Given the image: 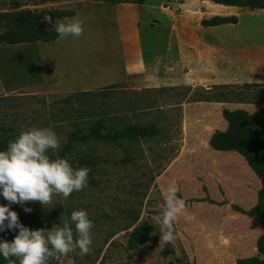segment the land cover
I'll use <instances>...</instances> for the list:
<instances>
[{
  "label": "rangeland",
  "instance_id": "obj_1",
  "mask_svg": "<svg viewBox=\"0 0 264 264\" xmlns=\"http://www.w3.org/2000/svg\"><path fill=\"white\" fill-rule=\"evenodd\" d=\"M203 2L0 0V12L68 9L73 11L70 17L83 21L79 37L0 43V142L8 143L30 127H51L60 147L49 149L48 155L62 156L73 167L87 157L95 166L87 186L66 199L56 194L46 205L39 201L9 204L30 230L66 221L74 209L87 212L93 223L90 251L80 255L76 249L59 260L49 257L48 264H238L239 259L258 253L256 240L264 225L248 211L257 203L260 180L237 151L217 152L209 145L214 130L227 126L222 110L194 114L185 105L201 99L253 113L264 108V82L185 83L136 90L130 85L143 79V73L126 72L120 82L90 90L57 84L115 80L133 58L131 53L124 54L127 49L121 43L136 16L144 58L152 54L153 33L183 31L184 39L190 41L191 32L200 29L205 18ZM118 3L158 5L166 12L154 8L135 12L115 6ZM239 13V21L218 29L240 31L252 47L264 42L263 10L240 7ZM54 21L48 23L54 25ZM162 42L157 51L164 50ZM50 63L59 70H49ZM187 65L185 73L190 72ZM247 65L249 69L257 66L251 59ZM180 72L176 64L158 62L146 74L160 83L175 80ZM127 124L145 126L149 134L118 140L91 134L97 128L118 133ZM76 129L86 138L72 139ZM168 185L177 186V196L184 200V209L173 223L171 243L159 241L157 221ZM6 203L0 197V204ZM24 207L31 211L25 212ZM135 229L143 232L141 239L132 237ZM16 231L5 228L0 236L11 241Z\"/></svg>",
  "mask_w": 264,
  "mask_h": 264
},
{
  "label": "clouds",
  "instance_id": "obj_2",
  "mask_svg": "<svg viewBox=\"0 0 264 264\" xmlns=\"http://www.w3.org/2000/svg\"><path fill=\"white\" fill-rule=\"evenodd\" d=\"M45 20L50 18L45 15ZM53 30L59 38L79 37L83 21L77 17L56 18ZM60 147L51 127H30L21 130L6 147L0 149V197L8 201L0 204V232L5 228L17 230L11 241L0 239V257L9 261L15 257L19 264H48L49 257L61 259L76 249L80 255L90 251L92 220L83 209H74L68 220L53 224L49 229H32L18 221L9 204L39 201L48 204L53 195L65 199L87 186L88 166L73 167L61 156L50 158L48 150ZM157 221L160 224L159 241L175 240L173 223L184 209V200L177 196L178 188L168 185ZM30 212L29 207H24ZM70 221V223H69ZM75 231V239L73 236Z\"/></svg>",
  "mask_w": 264,
  "mask_h": 264
},
{
  "label": "crops",
  "instance_id": "obj_3",
  "mask_svg": "<svg viewBox=\"0 0 264 264\" xmlns=\"http://www.w3.org/2000/svg\"><path fill=\"white\" fill-rule=\"evenodd\" d=\"M205 18L213 15H235L239 21V6L225 5L215 3L211 0H202ZM115 6L131 8L137 11L140 8L158 9L166 12L162 6L151 5L146 3H118ZM263 10L264 8H255ZM201 12V11H200ZM152 19V18H151ZM150 19V22H151ZM156 19V18H155ZM157 20V19H156ZM139 23L138 16L133 18L131 23V31L126 34L125 39L122 41L121 46L124 54L131 53L133 58L127 63L123 72L115 79L108 82H95L90 84H58V87L75 88L79 90H90L103 85L116 84L121 81L124 73L126 72H139L143 73V79L138 83L131 84L130 86L136 90L152 89L156 86H172L174 84L191 83L193 86H207L211 84H229L232 82L237 83H261L264 82V42L258 43L254 47L247 43L244 35L240 31L218 29L220 26H228L232 23H224L214 26H202L191 32V40L184 39L183 31L167 30L161 35L153 33L150 39V48L152 54L148 58H144V50L139 36ZM157 23V22H156ZM238 24V22H237ZM264 34V33H262ZM264 37V36H263ZM57 37L55 40H57ZM164 50L157 51V47L163 42ZM253 60L257 65L253 69H249L248 62ZM161 62L168 65L176 64L181 70L179 75L173 78L161 79L157 83L153 81L151 74H146V71L152 69L153 64ZM190 63V72H184V65L188 66ZM50 63L49 65H51ZM189 67V66H188ZM51 68L58 69L51 65ZM98 68V67H97ZM59 70V69H58ZM98 70V69H97ZM102 76L105 75L104 69H101ZM179 80V81H178ZM187 80V81H186ZM227 107L225 103L213 102L207 100H194L190 104L185 105V109L195 113H200L210 110H222ZM246 109V107H240ZM224 128H220L223 130ZM217 152H224L222 150H214Z\"/></svg>",
  "mask_w": 264,
  "mask_h": 264
},
{
  "label": "trees",
  "instance_id": "obj_4",
  "mask_svg": "<svg viewBox=\"0 0 264 264\" xmlns=\"http://www.w3.org/2000/svg\"><path fill=\"white\" fill-rule=\"evenodd\" d=\"M215 3L248 7L250 9L264 8V0H211ZM47 15L50 19L45 20ZM72 10L68 9H21L17 11L0 12V43L18 44L27 42H50L58 36L53 30V25L48 22L56 18L70 17ZM235 15H213L209 18H202V26H214L224 23H235ZM227 122L224 130H214L209 138V145L216 150H235L246 160L260 180V189L257 192V203L248 211L249 214L257 217L264 225V108L253 113L243 109L230 110L223 108L221 112ZM98 138H110L118 140L121 137H145L149 129L140 124H127L120 132L114 134L103 133L99 128L91 133ZM71 138L84 139L85 135L80 134L79 129L72 132ZM7 143L0 142V149L5 148ZM54 158L53 155H49ZM62 157V156H61ZM75 167L88 166L93 172L94 163L87 157H81L74 164ZM27 216L32 218V213ZM135 239H141L143 232L137 229L131 232ZM0 239L4 237L0 236ZM257 254L238 260V264H264V230L256 240ZM12 264H19L15 257H10ZM0 264H9L8 260L0 257Z\"/></svg>",
  "mask_w": 264,
  "mask_h": 264
}]
</instances>
